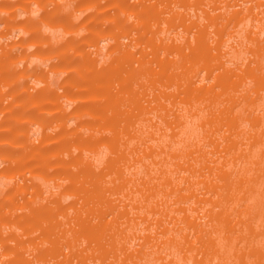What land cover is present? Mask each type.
<instances>
[{"label":"rangeland","instance_id":"rangeland-1","mask_svg":"<svg viewBox=\"0 0 264 264\" xmlns=\"http://www.w3.org/2000/svg\"><path fill=\"white\" fill-rule=\"evenodd\" d=\"M0 264H264V0H0Z\"/></svg>","mask_w":264,"mask_h":264},{"label":"bare ground","instance_id":"bare-ground-1","mask_svg":"<svg viewBox=\"0 0 264 264\" xmlns=\"http://www.w3.org/2000/svg\"><path fill=\"white\" fill-rule=\"evenodd\" d=\"M80 58H81V57H80ZM81 59H82V58H81ZM79 61H80V59H79ZM71 73H72V72H71ZM74 74H75V73H74ZM74 74H73V76H74ZM70 76H71V75H70ZM73 76H72V77H73ZM75 96H76V95H75ZM79 96H80V95H79ZM73 97H74V96H73ZM80 97H82V96H80ZM38 98H39V96H38ZM32 99H33V98H32ZM33 100H34V99H33ZM28 104H29V103H28ZM33 108H35V107H33ZM38 110H39V109H38ZM45 111H46V110H45ZM39 114H40V112L38 111V114H36L37 117H38V116H41V114H40V115H39ZM47 114H48V113H47ZM37 117H36V118H37ZM41 117H42V116H41ZM41 117H38V119H40V121H42V119H43V118H41ZM35 120H37V119H35ZM43 120H44V119H43ZM34 122H35V121H33V123L30 122V123L33 125V127H34V125H35ZM39 123H40V122H38L37 124H39ZM23 125H24V123H23ZM32 125H31L30 127H32ZM35 126H36V125H35ZM37 126H38V125H37ZM25 127H28V126H25ZM33 127H32V128H33ZM32 128H29L30 130L28 129V131H31L32 134H34V135L36 134L35 137H39V135H37V134H40V136H43V135H42V134H43L42 132H40V133L37 132V131H39V129H38V130H36V129H35V130H32ZM34 128H35V127H34ZM49 128H50V127H48V130H49ZM43 130H44V132L47 133L46 129H42V130H40V131H43ZM33 131H34V132H33ZM44 135H45V134H44ZM47 135H48V133H47ZM45 137H47V136H45ZM38 139H39V138H36L37 141H38ZM42 139H43V137H42ZM40 140H41V138H40ZM43 140H44V139H43ZM43 142H45V141H42L41 143H39V145H40V144H42V145H43V144H44V145L47 144L45 147L43 146V148H46V149H47V148L49 147V144H48V143H43ZM31 143H32V142H31ZM32 144H33V143H32ZM32 144H31V145H32ZM39 145L37 146V145L35 144L34 147H35V148H36V147L38 148ZM40 146H41V145H40ZM47 146H48V147H47ZM37 148H36V149H37ZM39 148H41V147H39ZM39 148H38V149H39ZM49 148H50V147H49ZM49 148H48V149H49ZM46 149H45V151H47ZM38 151H40V150H38ZM42 151L44 152V149H43Z\"/></svg>","mask_w":264,"mask_h":264}]
</instances>
